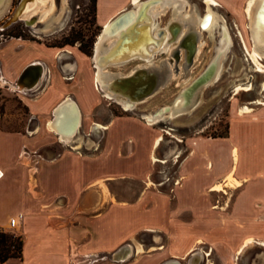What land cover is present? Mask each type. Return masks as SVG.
<instances>
[{
    "label": "rangeland",
    "instance_id": "374dc122",
    "mask_svg": "<svg viewBox=\"0 0 264 264\" xmlns=\"http://www.w3.org/2000/svg\"><path fill=\"white\" fill-rule=\"evenodd\" d=\"M19 1L0 2V9L3 7L0 10V44L18 38L53 48L52 61L55 72L62 82L69 85L67 94H62L53 105L65 95H71L83 111L73 141L64 143L44 126L45 121L52 117L53 105L49 114L40 116H49L43 125L27 126L26 120L30 113L20 97V91L15 89V83L8 87L0 78V129L18 133L33 130V139L42 137L40 144L45 143L38 147L40 151L51 149L56 154L69 151L76 155H107L109 170L105 181L108 186V207L111 211L114 210V205L132 208L137 213L136 223L140 221L123 239L124 243L134 244L138 241L143 244L144 251L135 252L131 259L144 260L153 257V261L160 264L175 258L180 264H188L191 256L185 258L186 251L201 238L202 242L197 247L209 254L202 258L199 264H231V260L237 264H264V252L257 244L242 253H232L245 231L251 232L255 238H264V205L251 207L253 218H235L233 201L242 190L244 182L235 187L208 189L212 180L219 177L221 170L231 165L230 162L226 164L230 158V148L232 144L237 143L245 123L254 116L264 118V104L254 102L264 95L259 89L264 78V69L255 70L248 56L247 49H251L252 39L251 30L248 28L249 21L244 12L246 0H217L218 4L213 6V10L222 19L220 21L225 26L224 35L230 40L220 58L219 72L217 70L215 77L199 89L200 93L198 91L195 95L192 106L177 115L162 113L152 124H147L143 115L152 113L165 104H171L174 95L182 86L178 85V81L169 80L163 86L151 89V92L137 100L135 106L128 110L116 100L101 95L102 91L94 89L93 86L95 69L92 49L102 31V21L106 15L112 16L119 12L120 8H130V0H66L60 24L41 33H35L22 20L2 26L3 22L11 17ZM187 2L197 15L205 13L206 5L203 0ZM55 4L59 7L61 1L55 0ZM105 5L108 10H103ZM161 19L163 24L167 16L163 15ZM128 20L129 17L122 23ZM136 25L140 28V21L132 22L124 31L123 36H127L125 39L130 37L132 32H136ZM222 28L217 26L210 33L202 31L200 41L191 40V44L198 45L199 49H193L187 55L193 60L197 59L200 52L203 56L196 65H192L188 80L207 67L209 57L224 37ZM177 33L180 34L181 30ZM185 33L186 31L182 32L181 41L184 46H181V37L171 44V48L179 51L176 55H183L178 57L179 67L185 62L186 48H191L188 45L190 39H186ZM135 37L139 39L143 36ZM29 41L21 43L11 40L8 43L7 49L12 52L14 63H17L19 58L24 60L36 54L42 56V52L48 53L43 46H33ZM136 41L132 40L129 44H135ZM57 51H65L63 58H54ZM168 54L167 50L163 51L153 63L159 64ZM258 60L264 65V57ZM69 61L75 64L72 70L66 66ZM139 64V61L130 62L119 68H111L110 71L129 75ZM62 77L73 78L66 80ZM247 84L248 89L245 88ZM236 85H240L238 91H235ZM243 106H248L250 110L239 113L240 107ZM94 123L108 125V128L94 129ZM230 134L234 142H228ZM155 136H159V139L153 146ZM108 140L115 145L109 150L106 149ZM16 144L17 142L13 141V145ZM243 154L244 149L241 150L240 156ZM152 204L157 205L158 213L155 217L150 216L154 213L152 208L145 213L150 218L144 217V210ZM240 213L245 214V207H242ZM123 216L111 220V232L119 221L120 225L126 218ZM145 226L160 229L157 240H154V233L145 230ZM171 245H177L178 250L172 251ZM104 261H112L109 254ZM1 264H21V260L19 255L14 254Z\"/></svg>",
    "mask_w": 264,
    "mask_h": 264
},
{
    "label": "crops",
    "instance_id": "0c3cea01",
    "mask_svg": "<svg viewBox=\"0 0 264 264\" xmlns=\"http://www.w3.org/2000/svg\"><path fill=\"white\" fill-rule=\"evenodd\" d=\"M103 7V10L106 8L108 10L107 5ZM109 17L110 15H106L102 24ZM11 40L21 43L29 41L12 38L0 44V78L8 87H11L14 81L27 85L26 81H22V77L19 78L22 68L33 62L42 65V75L37 84L29 90L24 88L26 91H20V97L30 113L26 125L39 127L49 117L40 116L47 114L62 94H67L69 85L62 82L55 72L52 61L53 48L29 41L33 46H43L48 53L42 52V56L36 54L24 60L19 58L18 62L14 63L12 52L7 49ZM54 58L58 59L57 54ZM34 71L36 70L32 68L28 74L30 79L34 77ZM15 87L17 89L18 85L15 84ZM67 96L72 97L65 95L53 105L52 117L48 120L55 118L60 102ZM78 106L82 113L83 108L79 104ZM66 110V124L70 125L74 110L71 106ZM48 120L44 123L45 128ZM110 132L113 135V131ZM32 133L33 130L18 133L0 129V228L21 236V264H157L153 257L144 260L131 259L135 252L144 251L143 244L138 241L134 244L123 242L125 236L140 221L136 223L137 213L132 208L114 205V210L111 211L108 207V186L105 181L109 170L108 156L76 155L69 151L56 154L51 149L40 151L38 147L45 143L40 144L42 137L33 139ZM54 135L61 141L56 133ZM12 140L17 144L13 145ZM229 141L234 142L231 134ZM235 144L231 145L230 158L226 162V164L230 162L231 165L221 170L219 177L212 180L210 185L214 183L209 185L208 189L217 190L212 188L216 183L235 187L244 182L242 190L234 198L233 213L235 218L250 219L253 218L251 207L264 205V118L258 115L248 120ZM113 146L115 145L109 140L106 142V149L109 150ZM242 149L244 154L240 156ZM236 172L237 176L245 178L240 179ZM229 176L234 180V185L226 184ZM187 203L189 204L188 201ZM242 207H245V214L240 213ZM152 208L154 213L150 216L155 217L158 213L156 204L144 210L143 216L150 218L145 213ZM121 215L126 218L120 225L119 221L111 232L109 226L111 220ZM10 216L17 217L13 226L8 225ZM141 218L142 216L140 220ZM145 230L154 233V240L158 239L160 231L158 227H146ZM242 235L232 253H242L256 244L264 252V238H255L248 231ZM201 242V238H198L186 251L185 258L192 256L195 250L200 261L205 254L208 255L209 253H204L197 247ZM177 245L170 246L172 251L178 250ZM108 254L109 256L115 254L116 257H110L111 262L104 261ZM262 255L264 256V253ZM230 263L237 264L232 260ZM160 264L180 262L172 258Z\"/></svg>",
    "mask_w": 264,
    "mask_h": 264
},
{
    "label": "bare ground",
    "instance_id": "6f19581e",
    "mask_svg": "<svg viewBox=\"0 0 264 264\" xmlns=\"http://www.w3.org/2000/svg\"><path fill=\"white\" fill-rule=\"evenodd\" d=\"M60 1L61 5L57 7L55 0H22L14 14L9 17L6 26L22 20L28 24L35 33L52 30L57 27L56 25L60 24V17L65 10L64 8H66V0ZM203 2L206 5V11L199 16L194 12V9L189 6L187 0H130V4L132 5L130 8H120L119 12L107 18L102 24V31L98 35L93 48V67L95 70L92 79L94 89L101 90V95L113 99L114 101L116 100L125 110H128L136 104L137 100L142 99L146 94L151 92V89L153 90V88L163 86L165 83H168L169 80L174 79L178 81V85L182 86L178 93L174 95L173 102L158 107V109L152 113L144 114L143 118L147 124H152L162 113L166 112V115L169 116L177 115L187 109L194 101L195 95L200 93L198 89L215 77L218 66L220 65L219 62H221L220 58L224 54L226 47L229 46L228 42L230 41L226 38V35H224V23L220 21L221 18L213 10V6L217 5L218 1L203 0ZM244 12L249 21L248 28L251 30L252 39L251 49H247L248 56L255 70L262 71L264 65H262L258 59L264 57V0H246ZM163 15H166L167 19L165 23L161 24ZM117 16H120V18L112 22ZM127 17L132 18L122 23ZM139 21L140 28H138L139 24L136 25V32L133 34L131 31L132 35L125 39L127 36H123L124 31L128 29L132 22L137 23ZM217 26L223 27L222 33L224 37L221 38L215 52L209 57L208 64H206L207 67L203 71H200L193 79L188 80L192 65H196L203 56L200 52L197 54V59L193 60V58L187 55V53L191 52L193 49L196 51L199 47L193 43L194 47L192 48L193 45L191 44V40L197 39L200 41L202 31L210 33ZM178 30H181L180 34L177 33ZM184 31H186V39H190L188 40V45H190L191 48H186L184 57L185 62L179 67L177 66L178 57L183 55L182 53L176 55L179 51L171 48V44L181 37L180 43L181 46H184L181 42L183 41L182 32ZM136 35L143 37H139L138 39V37H135ZM122 37H124V39ZM117 38L118 40L116 42ZM132 40L137 41L135 44H129ZM165 50L169 52L168 56L162 59L159 64L153 63L156 57ZM64 52L58 51L56 53L57 58H63ZM130 56L134 57L123 60ZM139 57H144L145 59H140ZM135 61H139L140 64L135 67L133 72L129 75H124L123 72L110 71L111 68H119ZM33 64L35 63L33 62ZM40 65L41 64H39V67L42 70V65ZM66 66L72 70L75 64L69 61L66 63ZM29 73H31V71L21 75L19 78L22 77V81H26L27 85L30 83L36 85L38 79L42 75V71L40 75L38 73L39 76L37 78L33 77L32 79L29 78ZM64 78L69 79L73 77ZM239 88L240 85L235 88V91H238ZM245 88L248 89L249 84H247ZM259 89L264 92V78L260 83ZM17 90L22 92L25 91L20 85H18ZM254 102L264 104V95L262 98L254 100ZM68 106H71L74 110L71 123L68 122L70 125L66 124V111L68 110H66V108ZM249 110L250 108L248 106H243L240 107L239 113ZM80 118L81 111L78 103L74 98L67 96L60 102L55 118L47 121L46 128L56 133L62 142H71L75 134H77L76 132L80 126ZM93 128L106 129L107 125L94 123ZM158 139L159 136L156 137L153 146L158 143ZM152 158L155 160V155H153ZM233 183L234 180L229 176L226 184ZM224 186L225 185L222 183H216L212 188L219 190ZM136 244L138 245L139 243ZM110 257L115 258L116 255L114 254ZM199 261L200 258L195 250L188 264H199Z\"/></svg>",
    "mask_w": 264,
    "mask_h": 264
},
{
    "label": "trees",
    "instance_id": "16d2710c",
    "mask_svg": "<svg viewBox=\"0 0 264 264\" xmlns=\"http://www.w3.org/2000/svg\"><path fill=\"white\" fill-rule=\"evenodd\" d=\"M22 238L20 235L0 228V264L9 256L17 254L21 260Z\"/></svg>",
    "mask_w": 264,
    "mask_h": 264
},
{
    "label": "water",
    "instance_id": "95a60500",
    "mask_svg": "<svg viewBox=\"0 0 264 264\" xmlns=\"http://www.w3.org/2000/svg\"><path fill=\"white\" fill-rule=\"evenodd\" d=\"M21 1L22 0H20L18 3H17V5H16V7H15V9H14V11H13V13H12V15L14 14V12L16 11V9H17V7L19 6V4L21 3ZM128 13V12H127ZM11 15V16H12ZM120 18V16H117L114 20H112V22H114V21H116V20H118ZM130 18H132V17H129V19ZM8 22V20H6L5 22H3V27H5L6 26V23ZM111 22V23H112ZM117 40H118V38L116 39V42H117ZM93 47H94V44H93ZM92 51H93V49H92ZM131 57H134V56H130V57H127L126 59H123V60H127V59H129V58H131ZM140 59H145L144 57H139ZM32 68H34L35 70H37V71H34V78H37L39 75H40V72H41V69H40V67H39V64H33V63H29V64H27V65H25L23 68H22V70L20 71V75H19V77L21 76V75H23V74H26V73H28V72H30L31 70H32ZM38 73H39V75H38ZM34 81V80H33ZM209 82V81H208ZM208 82H206L205 84H207ZM16 85H21L22 86V88H25L26 90H29L30 88H32L35 84L33 83H30V84H28V85H22V84H19L18 83V81H15L14 82ZM32 84V85H31ZM203 86V85H202ZM201 88V87H200ZM199 88V89H200ZM199 89H198V91H199ZM146 98V97H145ZM144 98V99H145ZM186 110V109H185Z\"/></svg>",
    "mask_w": 264,
    "mask_h": 264
},
{
    "label": "built area",
    "instance_id": "2783aa9c",
    "mask_svg": "<svg viewBox=\"0 0 264 264\" xmlns=\"http://www.w3.org/2000/svg\"><path fill=\"white\" fill-rule=\"evenodd\" d=\"M26 91V90H25ZM17 217L16 216H10L8 218V225L13 226L16 223Z\"/></svg>",
    "mask_w": 264,
    "mask_h": 264
}]
</instances>
